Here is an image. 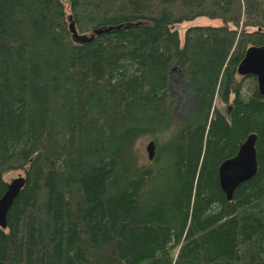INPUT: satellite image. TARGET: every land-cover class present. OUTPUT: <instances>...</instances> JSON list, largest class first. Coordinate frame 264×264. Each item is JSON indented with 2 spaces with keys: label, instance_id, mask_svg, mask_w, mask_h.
Segmentation results:
<instances>
[{
  "label": "trees",
  "instance_id": "16d2710c",
  "mask_svg": "<svg viewBox=\"0 0 264 264\" xmlns=\"http://www.w3.org/2000/svg\"><path fill=\"white\" fill-rule=\"evenodd\" d=\"M64 2L0 0V196L24 179L0 264H264V97L236 73L264 0ZM196 17L220 23L180 40ZM250 133L256 171L226 200L217 166Z\"/></svg>",
  "mask_w": 264,
  "mask_h": 264
},
{
  "label": "water",
  "instance_id": "95a60500",
  "mask_svg": "<svg viewBox=\"0 0 264 264\" xmlns=\"http://www.w3.org/2000/svg\"><path fill=\"white\" fill-rule=\"evenodd\" d=\"M73 40H78L83 35H77L72 22L68 23ZM96 32V31H94ZM236 73L241 76H253L257 93L264 97V44L248 46L241 60L236 66ZM146 158L150 160L154 153V144L149 140L145 145ZM257 167L255 153V135L248 134L238 145L235 154L221 161L216 169L217 184L226 200H230L234 188L241 182L254 175ZM23 177L17 175L9 182L0 196V228L5 226V215L13 198L23 184Z\"/></svg>",
  "mask_w": 264,
  "mask_h": 264
},
{
  "label": "rangeland",
  "instance_id": "374dc122",
  "mask_svg": "<svg viewBox=\"0 0 264 264\" xmlns=\"http://www.w3.org/2000/svg\"><path fill=\"white\" fill-rule=\"evenodd\" d=\"M64 2V0H62ZM65 7L66 3L64 2ZM220 21L218 19H208L206 17H196L190 21H184V22H180L178 24H176L174 26V28L177 30L178 35H179V39H182V35H183V31L185 30V28L189 25H216L219 24ZM251 28H248V30H250ZM251 78H248L247 76L243 77V89H245V87L251 85ZM255 83V81H254ZM185 97L182 99V97L177 96L176 102H175V107H174V117L175 118H179L181 116V114L184 111V108L189 106L191 104V95H190V90H187V87L185 86ZM170 90L171 93H173L174 95L176 93H178V87H177V83H175V81L172 82L171 86H170ZM216 106L218 108H220V110L222 112H225V106L220 104V103H216ZM150 140V137H143L140 138L139 140L136 141L135 146L137 148V150L140 153V156L143 158V160H146V151H145V145L147 144V142ZM17 175L22 176L21 171L19 170H14V171H9L6 172L3 175V178L6 180V182H9L12 178L16 177Z\"/></svg>",
  "mask_w": 264,
  "mask_h": 264
}]
</instances>
